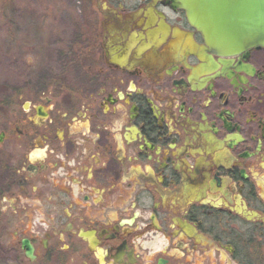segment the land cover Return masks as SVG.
Masks as SVG:
<instances>
[{
  "label": "flooded vegetation",
  "instance_id": "af4514ba",
  "mask_svg": "<svg viewBox=\"0 0 264 264\" xmlns=\"http://www.w3.org/2000/svg\"><path fill=\"white\" fill-rule=\"evenodd\" d=\"M76 3L77 26L53 13L50 28L78 84L1 102L0 198L22 228L10 249L25 263L264 264V48L216 54L172 0Z\"/></svg>",
  "mask_w": 264,
  "mask_h": 264
},
{
  "label": "rangeland",
  "instance_id": "374dc122",
  "mask_svg": "<svg viewBox=\"0 0 264 264\" xmlns=\"http://www.w3.org/2000/svg\"><path fill=\"white\" fill-rule=\"evenodd\" d=\"M56 1L59 8L55 7L54 0H34L32 5L27 0H0V116L1 102H4V106H21L22 101L30 99L39 89H47L58 83L65 86L63 83L66 81L73 86L78 84L75 75L79 66L73 69L67 65V61L66 64L64 61L56 62L55 49L51 46L54 33L50 28L53 25V13H71L72 25L77 26L76 22L80 21L76 14L77 3L76 0ZM66 1L71 3V7L66 6ZM78 64L81 70L83 65ZM12 199L7 196L3 202L0 198V264H81L85 261L74 256L62 261L55 254L36 263L23 262L22 257L10 249L15 243L12 231L19 232L22 229L17 225H7L10 208L16 205H12ZM26 214L29 215L30 211ZM25 222V225L22 222L23 230L29 234L31 226L28 220ZM5 225L8 226V232Z\"/></svg>",
  "mask_w": 264,
  "mask_h": 264
},
{
  "label": "water",
  "instance_id": "95a60500",
  "mask_svg": "<svg viewBox=\"0 0 264 264\" xmlns=\"http://www.w3.org/2000/svg\"><path fill=\"white\" fill-rule=\"evenodd\" d=\"M216 53L232 56L264 48V0H172ZM21 249L33 261L27 240Z\"/></svg>",
  "mask_w": 264,
  "mask_h": 264
},
{
  "label": "trees",
  "instance_id": "16d2710c",
  "mask_svg": "<svg viewBox=\"0 0 264 264\" xmlns=\"http://www.w3.org/2000/svg\"><path fill=\"white\" fill-rule=\"evenodd\" d=\"M71 57H72V59L69 61V63H67V65H71L73 67V69L76 68L77 66H79V68H80L81 66L77 62V57L75 55H71ZM79 68L77 69L76 74L80 73V72H78V71H80Z\"/></svg>",
  "mask_w": 264,
  "mask_h": 264
}]
</instances>
